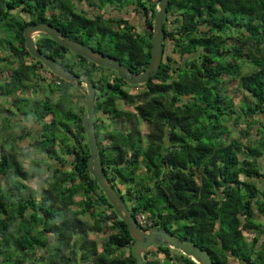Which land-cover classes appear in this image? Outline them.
I'll use <instances>...</instances> for the list:
<instances>
[{
    "label": "trees",
    "instance_id": "16d2710c",
    "mask_svg": "<svg viewBox=\"0 0 264 264\" xmlns=\"http://www.w3.org/2000/svg\"><path fill=\"white\" fill-rule=\"evenodd\" d=\"M159 2L0 0V32H10L0 37V69L11 72L0 84L11 107L0 104V135L30 139L41 156L24 170L16 148L0 145V264H137L134 238L88 170L86 102L79 107L78 88L55 76L44 86L56 102L36 98L44 66L27 51L24 32L49 24L141 74L150 65ZM164 30L161 68L138 86L49 36L36 46L95 86L104 175L136 222L149 215L151 230L192 242L213 264H264V0H170ZM226 78L244 94L238 112ZM119 120L131 128L114 129ZM34 182L39 187L27 196ZM92 235L106 240L99 246ZM178 261L196 264L168 247L145 253L146 264Z\"/></svg>",
    "mask_w": 264,
    "mask_h": 264
},
{
    "label": "water",
    "instance_id": "95a60500",
    "mask_svg": "<svg viewBox=\"0 0 264 264\" xmlns=\"http://www.w3.org/2000/svg\"><path fill=\"white\" fill-rule=\"evenodd\" d=\"M169 4L170 0H160L159 2V9L157 10L154 19L155 28L153 33L150 65L141 74H135L128 71L119 62L111 60L101 52L82 46L71 38L65 36L58 29L46 23L33 24L26 28L24 32L25 47L29 54L34 59L40 61L51 75L70 84H76L80 88L85 85L86 116L84 117L83 127L86 130L87 143L90 150L88 170L96 180L97 185L102 190L110 205L113 207L116 215L127 225L128 231L134 238L135 242L132 247V254L137 264H146L145 253L152 247L171 248L190 258L196 264H213L209 258L208 252L190 241H180L177 237L171 235L164 229H152L147 232L140 229L136 220L132 216V213L121 199V196L108 183L104 175L98 139L94 128L95 101L97 94L95 86L87 75L78 76L77 74L66 70L59 62L39 51L34 39L35 34L49 36L53 38L55 42L75 55L82 56L101 68L116 72L118 77L125 79L130 86L144 85L150 79L156 77L161 68L165 41L164 26Z\"/></svg>",
    "mask_w": 264,
    "mask_h": 264
},
{
    "label": "rangeland",
    "instance_id": "374dc122",
    "mask_svg": "<svg viewBox=\"0 0 264 264\" xmlns=\"http://www.w3.org/2000/svg\"><path fill=\"white\" fill-rule=\"evenodd\" d=\"M94 3L96 5H99V0H93ZM156 1V0H153ZM118 9V8H116ZM158 10V6L156 8ZM109 12L108 10H104L102 13H106ZM117 16L120 15L119 13L116 14ZM130 18H134V23L136 25H139V20L136 18V16H132L130 15ZM171 19H173V17H171ZM16 23V21H14ZM0 37L4 38L7 35V38L10 37V32L5 33L6 35H4V33L0 32ZM233 40H236V35L235 34H231L230 35ZM39 37H41V35L39 34H35L34 35V39L35 41H37L39 39ZM172 50V49H171ZM171 53H173L172 55H175L173 51H171ZM176 57V56H175ZM32 61L30 59H28V64H30ZM2 69H0V84H3L4 82H8L10 81L11 78V72L8 69H4V71H2ZM39 75L41 76L42 79H44L45 83H41L40 82V87H39V93L36 95V98L39 99H46L49 98L52 100V102H56V100L58 99V95H51L48 91V89L46 88V86L49 83H51L54 79H53V75H51V73L46 69H41L39 71ZM43 82V81H42ZM77 88V90H73V94L75 96V100L78 101L79 107L83 106L85 101L83 100V97L85 96V92H86V87L85 85L82 86V88L78 87V85L74 84ZM43 87H45L46 89L43 91ZM224 88L228 91V93L232 94V96L234 97V103H235V110L238 112L240 110V106H241V101L245 98L243 92L240 90L239 88V81L238 80H231L226 78V81H224ZM141 91V90H140ZM139 90H131V92H133V94H137L138 92H140ZM29 97H31V99H33L32 95L29 93ZM0 104H5L6 108H8L9 110H11V107H9L6 103H5V99L0 97ZM120 104V103H119ZM122 106H117V109L120 108V110H122L124 108V105L121 103ZM125 109V108H124ZM50 118H47V121H49ZM119 123L116 124V128L119 129H130L132 124L128 121H124V120H119ZM141 129L146 132L147 131V126L145 125H141ZM17 134H20V131H17ZM15 132L14 133H6L3 135H0V145H3L4 148L6 150L10 149L11 147H15L16 151L18 152V159L20 160L23 168L31 170L35 167V163L39 160H41V156L33 151H31L30 146H29V142L30 139L24 140V141H17L15 140ZM233 137H236L235 134L233 135ZM2 138V139H1ZM241 159H243V157H241ZM245 181L251 182L249 180H247L246 178H244ZM258 183V182H257ZM38 183L34 182L33 184L29 185V190L25 193L27 196L33 191H36L38 189ZM77 201H80V197H77ZM246 236H248L247 233H245ZM93 240H96L98 245L101 246L103 244V242L106 240V237L104 236H99V235H92L91 236ZM176 251V250H175ZM178 252V251H177ZM180 253V252H179ZM182 254V253H181ZM155 257H157L159 260L163 259V255L161 254H156L154 253ZM173 256H176V253L173 252ZM32 264V263H31ZM176 264H181L179 261Z\"/></svg>",
    "mask_w": 264,
    "mask_h": 264
},
{
    "label": "built area",
    "instance_id": "2783aa9c",
    "mask_svg": "<svg viewBox=\"0 0 264 264\" xmlns=\"http://www.w3.org/2000/svg\"><path fill=\"white\" fill-rule=\"evenodd\" d=\"M137 224L141 230L149 231L146 229H150L152 226V222L150 221V217L147 214H140L137 216ZM151 230V229H150Z\"/></svg>",
    "mask_w": 264,
    "mask_h": 264
},
{
    "label": "crops",
    "instance_id": "0c3cea01",
    "mask_svg": "<svg viewBox=\"0 0 264 264\" xmlns=\"http://www.w3.org/2000/svg\"><path fill=\"white\" fill-rule=\"evenodd\" d=\"M119 103H120V104H119ZM121 103H122L121 101H118L116 106H118V105H119V106H122ZM122 104H123V103H122ZM123 105H124V104H123ZM124 108H125V106H124ZM124 108H123L122 110H126V108H125V109H124ZM119 110H120V108H119ZM124 121H125V120H124ZM140 124H141V125H145V123H140ZM115 126H116V124H114V126H113L114 129L116 128ZM145 126H146V125H145ZM108 127H109V126H108ZM140 128H141V126H140ZM118 129H119V128H118ZM146 132H147V131H146ZM1 139H2V138H1ZM29 143H30V142H29ZM31 151H33V150L31 149ZM33 152H34V151H33ZM18 157H19V156H17V158H18ZM18 160H19V159H18ZM19 162H20V160H19ZM20 164H21V162H20ZM21 166H22V164H21ZM22 167H23V166H22ZM24 170H28V169H25V168H24ZM104 242H105V241H104ZM104 242H103V243H104Z\"/></svg>",
    "mask_w": 264,
    "mask_h": 264
},
{
    "label": "flooded vegetation",
    "instance_id": "af4514ba",
    "mask_svg": "<svg viewBox=\"0 0 264 264\" xmlns=\"http://www.w3.org/2000/svg\"><path fill=\"white\" fill-rule=\"evenodd\" d=\"M118 16H120V15H118Z\"/></svg>",
    "mask_w": 264,
    "mask_h": 264
},
{
    "label": "clouds",
    "instance_id": "9594fccd",
    "mask_svg": "<svg viewBox=\"0 0 264 264\" xmlns=\"http://www.w3.org/2000/svg\"><path fill=\"white\" fill-rule=\"evenodd\" d=\"M159 9V8H158Z\"/></svg>",
    "mask_w": 264,
    "mask_h": 264
}]
</instances>
